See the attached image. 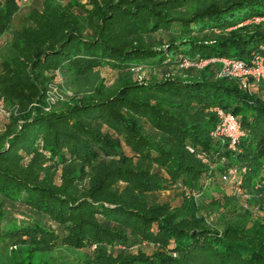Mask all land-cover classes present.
I'll return each instance as SVG.
<instances>
[{
  "label": "trees",
  "instance_id": "trees-1",
  "mask_svg": "<svg viewBox=\"0 0 264 264\" xmlns=\"http://www.w3.org/2000/svg\"><path fill=\"white\" fill-rule=\"evenodd\" d=\"M19 1L0 0V264H264V77L176 65L264 57V20L246 21L264 0ZM212 106L238 119L233 147L211 138ZM229 166L254 207L224 191ZM172 187L177 204L155 199Z\"/></svg>",
  "mask_w": 264,
  "mask_h": 264
},
{
  "label": "built area",
  "instance_id": "built-area-1",
  "mask_svg": "<svg viewBox=\"0 0 264 264\" xmlns=\"http://www.w3.org/2000/svg\"><path fill=\"white\" fill-rule=\"evenodd\" d=\"M249 20L254 22L264 20V14L252 16L246 21ZM209 61L218 62L217 76L234 78L238 85L246 90L254 87L252 84L264 77V57L259 52L252 53L247 61L231 56L202 58L198 55L189 57L185 54H178L176 65L179 68H200ZM133 69L136 71L139 69V66H135ZM54 88V86H50L47 90V100L50 102L53 100V93L56 92L54 91ZM211 110L216 116L215 124L209 132L211 138L218 139L220 142L227 141V146L233 147L237 139L243 134V130L240 127L238 119L231 111L225 110L219 106H212ZM188 149L191 150L190 147H188ZM196 155L201 159V161L206 162L207 158L204 151H198ZM243 170L244 167L239 169L236 166H229L226 170L219 174V179L220 181L230 182L234 185L235 192H239V183L241 179L239 172ZM263 170L264 163L261 168V171ZM93 246L94 245L92 244L91 247ZM117 246L122 247L121 245Z\"/></svg>",
  "mask_w": 264,
  "mask_h": 264
},
{
  "label": "rangeland",
  "instance_id": "rangeland-1",
  "mask_svg": "<svg viewBox=\"0 0 264 264\" xmlns=\"http://www.w3.org/2000/svg\"><path fill=\"white\" fill-rule=\"evenodd\" d=\"M33 0H27V1H24V2H20V5H19V10H18V13L20 14L21 12H24L26 9H27V5L30 4ZM86 0H81V2H84ZM19 17L18 16H15V18L13 19L12 21V25H16V22L18 21ZM9 36V32L7 33H4L1 37H0V44L3 43V41L8 38ZM99 70V73L104 77V80L107 82V83H110L112 81V78L114 77V71L109 68L108 66H104V67H100V68H97ZM145 74L148 76V69L146 70L145 69ZM54 81L56 84H59L58 86L67 91L68 93L71 92L70 90H72L66 83V81L63 79H61V77L59 75H56L54 77ZM56 91H58L57 87H55ZM7 108L4 107V105L1 103L0 101V126L2 125V123L4 122L5 118H6V114H7V111H5ZM262 173H264V170L262 171ZM223 182V188H224V191H226L227 193L229 194H232V193H235L233 194V196H235V199L237 198V201L238 203H241L242 206L244 207H254V203L253 201H251L250 197L247 196V194H245L241 189L239 192H235V188H234V185L231 184L230 182H224V181H221ZM212 194H215L214 191L211 192ZM155 199L156 200H167L170 202L171 205H174V204H177L180 200V192L178 191V188H169V189H165V190H160L158 192L155 193ZM198 199V198H197ZM199 201V200H198ZM236 201V200H235ZM204 203L201 207V212H204ZM4 209L5 211H7V213L9 214L10 217H14L16 218L17 216L18 217H25V216H30V219L31 218H37L38 216V213H34V212H29V210L27 209L26 206H24L23 204H17V203H5L4 204ZM256 211V209L254 210V212ZM216 214V211L213 212V214L211 215L212 217H214ZM254 214H257L254 213ZM210 217V216H209ZM211 217V219L213 220V218ZM4 222V221H3ZM150 245L145 243V242H141V243H137V244H134L133 247L131 248L132 250H136L137 248H140L142 250H146V251H149L150 250ZM5 248V245H3V242H0V252L2 251V249ZM1 254V253H0ZM66 258L68 259V261H70L71 263L74 262L75 260V256L73 254H68L66 256Z\"/></svg>",
  "mask_w": 264,
  "mask_h": 264
}]
</instances>
